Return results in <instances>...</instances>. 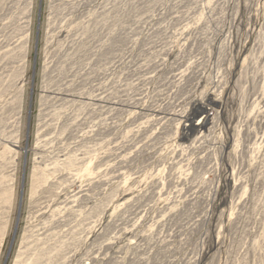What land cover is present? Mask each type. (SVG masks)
Instances as JSON below:
<instances>
[{"label":"rangeland","instance_id":"obj_1","mask_svg":"<svg viewBox=\"0 0 264 264\" xmlns=\"http://www.w3.org/2000/svg\"><path fill=\"white\" fill-rule=\"evenodd\" d=\"M0 264H264V0H0Z\"/></svg>","mask_w":264,"mask_h":264},{"label":"bare ground","instance_id":"obj_2","mask_svg":"<svg viewBox=\"0 0 264 264\" xmlns=\"http://www.w3.org/2000/svg\"><path fill=\"white\" fill-rule=\"evenodd\" d=\"M210 108L207 107V104L203 102H199L196 104L195 112L189 114L185 118V122L183 125V134L188 136L191 134L195 129L200 128L206 121L208 112Z\"/></svg>","mask_w":264,"mask_h":264}]
</instances>
